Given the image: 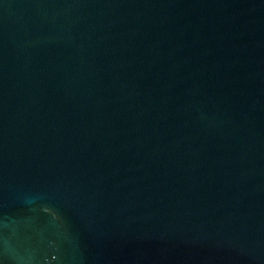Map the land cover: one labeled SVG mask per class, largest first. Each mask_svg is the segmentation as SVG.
<instances>
[{
  "label": "water",
  "instance_id": "1",
  "mask_svg": "<svg viewBox=\"0 0 264 264\" xmlns=\"http://www.w3.org/2000/svg\"><path fill=\"white\" fill-rule=\"evenodd\" d=\"M0 264H264V0H0Z\"/></svg>",
  "mask_w": 264,
  "mask_h": 264
}]
</instances>
